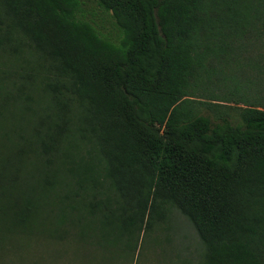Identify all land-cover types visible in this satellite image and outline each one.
I'll list each match as a JSON object with an SVG mask.
<instances>
[{"label":"trees","instance_id":"1","mask_svg":"<svg viewBox=\"0 0 264 264\" xmlns=\"http://www.w3.org/2000/svg\"><path fill=\"white\" fill-rule=\"evenodd\" d=\"M46 257L264 264V0H0V264Z\"/></svg>","mask_w":264,"mask_h":264},{"label":"rangeland","instance_id":"2","mask_svg":"<svg viewBox=\"0 0 264 264\" xmlns=\"http://www.w3.org/2000/svg\"><path fill=\"white\" fill-rule=\"evenodd\" d=\"M179 225L180 227L182 226L183 230L181 232L187 236L188 240H193V231L191 230V228L188 225H185L183 220L180 221ZM44 264H48V257H46V259L44 260Z\"/></svg>","mask_w":264,"mask_h":264}]
</instances>
